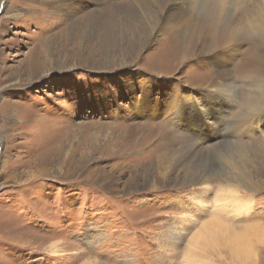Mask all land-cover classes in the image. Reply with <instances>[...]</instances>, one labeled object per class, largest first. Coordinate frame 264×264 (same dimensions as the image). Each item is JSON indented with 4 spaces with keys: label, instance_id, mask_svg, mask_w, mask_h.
<instances>
[{
    "label": "rangeland",
    "instance_id": "obj_1",
    "mask_svg": "<svg viewBox=\"0 0 264 264\" xmlns=\"http://www.w3.org/2000/svg\"><path fill=\"white\" fill-rule=\"evenodd\" d=\"M130 1L109 34L87 26L76 4L0 0V264H189L191 238L212 221L247 247L236 253L221 238L195 248V264H264V83L253 82L264 68L248 65L264 62V48L247 35L222 51L228 106L208 125L202 116L177 123L183 86L199 90L218 68L202 61L199 41L184 53L175 33L145 39ZM231 120L252 127L231 134ZM189 142L209 149L200 161L215 173L205 188L159 164ZM230 159L257 188L229 186Z\"/></svg>",
    "mask_w": 264,
    "mask_h": 264
},
{
    "label": "bare ground",
    "instance_id": "obj_2",
    "mask_svg": "<svg viewBox=\"0 0 264 264\" xmlns=\"http://www.w3.org/2000/svg\"><path fill=\"white\" fill-rule=\"evenodd\" d=\"M45 1L54 3L56 6L58 5L62 10L67 6L74 7V4L79 6V9L84 8L86 10L85 19L87 26L101 25L105 32H109V34L113 32L114 24H116V9L124 7L122 0ZM240 1L243 3L241 4ZM223 2L224 0L130 1L129 5L135 10L136 14L139 15V18L137 19L140 20L139 28L143 25L146 33H148V36L146 33L145 35H142L143 37L147 36L145 39H151L149 36H153L155 33L157 37L159 34L163 33H175V39H178L180 42L181 51L184 53H187L190 44L193 41H199L200 44L204 43V45L202 44L203 49L206 50L201 51V54L204 55L202 61L206 62V64H214L218 68L212 76V79L208 81L204 87H199V90H193L182 85L184 89L180 94L181 98L178 100V104L176 105L177 109L175 110V119L177 123L195 122V119L202 116L208 125V120L217 118L219 114H222L221 111L228 106L229 99L232 96L233 80L226 67L227 63H225L223 55L220 54L222 51L224 52L226 49H229L230 52L236 51L237 47L243 42V37L247 35L257 36L258 46L264 48V0H233L225 6H223ZM225 8L228 12L237 9V13L234 16L230 15L229 17H225L222 15ZM239 25L241 26L238 29ZM171 45L172 40L169 41V46L171 47ZM213 60L217 61L212 62ZM248 65L256 70L261 66L264 68V62L261 58L249 61ZM253 82L264 83V76L262 78H254ZM174 92H176V90H174ZM139 101L140 100L134 96L132 102L133 110H135V108H138L139 110L141 109V105H138ZM176 101L177 99L170 100L169 107H172L170 105ZM196 101H200L198 103L199 105H197ZM191 113L196 114L192 116ZM230 127L233 131L230 133L236 134L241 127L251 128L252 124L247 121V123L242 125V123L237 120H231ZM191 129L194 130L195 128L190 126L188 130L190 131ZM212 132L215 135L216 132L214 130ZM217 135L219 136V133ZM135 136L134 131L128 133L130 139H134ZM197 145L198 146L194 147V143L189 142L187 147H181L179 157L172 159L171 161L172 155H169L162 164H159L165 173L168 172V169L175 172L179 171L181 174L178 181L181 184H198L200 187L205 188L215 171L212 167L207 166L200 161L201 155H206L209 152V149H206L202 145H200L201 147H199V144ZM193 149L194 151L190 153ZM240 149L241 147L236 148V152L233 150L235 153L232 151L235 154V157L232 158L234 162H237L242 158L241 152L238 151ZM167 153L170 154V150ZM196 153L199 154L197 158H195ZM225 157H228V155L225 154ZM232 159H230V166L224 177V180L229 183V186L235 191L238 190L242 192L243 190H254L257 188L258 184H255L249 178L246 171L234 168L236 166H232ZM231 200L235 205V209L239 210L241 200L237 195L236 197L232 195ZM226 203L227 202H220L218 210L221 211L223 204ZM242 235L237 234L234 231L229 235V230L223 226L221 221H212L204 224L200 231L196 232L191 238L192 245L190 246L193 247V251L190 254L191 256H187L189 258L187 263L195 264L198 262L197 260L199 258L197 256L199 255L196 254L195 248H198V246L203 247L205 245H208V247L212 245L216 246L221 238H225L227 245V241L230 240L231 243L229 244L231 249L234 252L239 253L241 248L244 249L245 246L247 247V245L243 246L242 240L244 238H242ZM172 243L173 246H178L179 239L177 236L173 239Z\"/></svg>",
    "mask_w": 264,
    "mask_h": 264
}]
</instances>
